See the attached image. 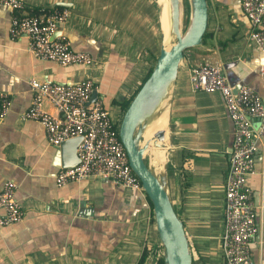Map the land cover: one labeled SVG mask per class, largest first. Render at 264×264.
Returning a JSON list of instances; mask_svg holds the SVG:
<instances>
[{"label": "crops", "instance_id": "0c3cea01", "mask_svg": "<svg viewBox=\"0 0 264 264\" xmlns=\"http://www.w3.org/2000/svg\"><path fill=\"white\" fill-rule=\"evenodd\" d=\"M57 2L70 4L61 30L73 50L93 57L91 67L62 66L32 55L26 36H10L13 12L0 5V92L11 97L10 110L0 122V191L13 180L23 209L21 221L0 227V264H139L144 255V264H156L161 243L153 208L143 194L102 177L58 186L56 174L63 169L59 146L48 141L39 121L21 116L31 106L32 78L69 83L89 76L97 81L98 98L119 118L122 103L131 101L160 51V0H23L15 13H42ZM208 11L207 37L186 52L180 64L167 107L165 145L155 150L162 154L156 156L157 173H167L168 192L192 248V264H224L220 237L234 124L219 92L192 86L190 69L214 62L235 89L251 86L264 101V53L250 37L252 25L241 1L208 0ZM43 108L61 116L49 100ZM252 123L258 126L256 119ZM146 160L151 166V151ZM253 169L248 184L258 232L251 249L256 263L264 264L261 139ZM83 200L90 211L81 212Z\"/></svg>", "mask_w": 264, "mask_h": 264}, {"label": "built area", "instance_id": "2783aa9c", "mask_svg": "<svg viewBox=\"0 0 264 264\" xmlns=\"http://www.w3.org/2000/svg\"><path fill=\"white\" fill-rule=\"evenodd\" d=\"M243 11L251 22V39L264 53V0H240ZM13 12L9 34L14 38L26 36L27 49L35 57L62 66L94 64L86 52L75 51L68 35L61 30L69 19L70 10L52 8L31 14L15 13L23 0H0ZM264 75V64L260 68ZM192 86L207 92H219L234 124V141L229 157L224 197L223 230L220 237L224 264H257L251 249L258 232L257 212L248 177L254 173L253 161L257 140H264V101L251 86L239 89L231 84L218 64L205 61L190 69ZM33 97L22 119L39 121L46 130L48 141L59 146L67 139L82 136L78 146L80 162L63 168L56 174L58 186L90 177L110 179L131 190L146 194L141 179L132 170L126 149L119 137V120L114 117L101 99L90 101L98 88L97 81L89 76L76 82L59 83L32 78ZM49 100L61 116H54L43 108ZM11 107V97L0 92V122ZM252 119L258 121L254 127ZM16 183L7 180L0 191V227L22 220V205L15 196ZM154 217V216H153ZM155 219V218H154Z\"/></svg>", "mask_w": 264, "mask_h": 264}, {"label": "water", "instance_id": "95a60500", "mask_svg": "<svg viewBox=\"0 0 264 264\" xmlns=\"http://www.w3.org/2000/svg\"><path fill=\"white\" fill-rule=\"evenodd\" d=\"M171 1L172 32L175 40L169 50L162 42L159 55L149 77L137 91L119 122V137L126 149L130 166L141 179L152 207L165 264H192L193 252L183 221L178 216L168 192L167 173H157L146 160L151 145H165V129L160 128L151 138L144 136L147 119L155 111L168 90L173 88L180 64L189 50L204 43L208 27V0H187L189 19L185 30L181 27L182 2ZM55 6L69 7L67 2ZM162 29V28H161ZM98 98V90L92 92L90 101ZM82 136L72 137L59 145L63 168H71L80 162L78 146ZM233 145V144H232ZM232 150V148H231ZM90 211L86 201L81 202V212Z\"/></svg>", "mask_w": 264, "mask_h": 264}, {"label": "bare ground", "instance_id": "6f19581e", "mask_svg": "<svg viewBox=\"0 0 264 264\" xmlns=\"http://www.w3.org/2000/svg\"><path fill=\"white\" fill-rule=\"evenodd\" d=\"M171 1L172 0H160L161 5V28L163 31V43L166 50H169L172 46L173 41L175 40L176 36L175 33L172 32V20H171ZM171 88L168 90L166 95L162 98L160 103L158 104L157 108L154 112L147 119V126L144 130V136L146 138H151L154 135V132L160 128H165L167 123V107L170 99ZM161 150L160 147L151 145L148 149V152L151 151V166L153 169L158 172L160 168L157 164V157L162 154L160 152L155 154V150ZM157 156V157H156ZM164 160L162 161L161 165L163 164Z\"/></svg>", "mask_w": 264, "mask_h": 264}, {"label": "trees", "instance_id": "16d2710c", "mask_svg": "<svg viewBox=\"0 0 264 264\" xmlns=\"http://www.w3.org/2000/svg\"><path fill=\"white\" fill-rule=\"evenodd\" d=\"M185 1H186V3H187V0H185ZM56 8H61V9H62V8H64V7H63V6H56ZM38 13H39V11H35L34 14H38ZM206 37H207V33H206V35H205V38H206ZM205 38H204V40H205ZM158 55H159V54L153 56V59H152V63H153V64H151V65L149 66L147 72L145 73V75H144V77H143V79H142V82L139 84V86H138L137 90L135 91L133 97L135 96V94L137 93V91L140 89V87L142 86V84L145 82V80H146V79L149 77V75L151 74V72H152V70H153L154 62H156V59H157ZM132 99H133V98H132ZM132 99H131V100H132ZM130 102H131V101L128 100L127 102L122 103V115L118 116L119 118H117V120H119V121L121 120V118H122V116H123L125 110L127 109L128 105L130 104ZM148 199H149V198H148ZM149 202L151 203L150 199H149ZM151 206H152V203H151ZM152 208H153V207H152ZM153 214H154V213H153ZM145 259H146V255L143 256V258H142V260H141V262H140L139 264H144ZM156 264H165L164 259H163V256L160 257V259L158 260V262H157Z\"/></svg>", "mask_w": 264, "mask_h": 264}, {"label": "rangeland", "instance_id": "374dc122", "mask_svg": "<svg viewBox=\"0 0 264 264\" xmlns=\"http://www.w3.org/2000/svg\"><path fill=\"white\" fill-rule=\"evenodd\" d=\"M182 2L183 3H182V15H181V17H182L181 18V27H182V30L184 31L186 26H187L188 19H189V7H188V1H187V3L185 0H183ZM154 64H155V62H154ZM151 157H152V154H151ZM153 221H155L154 217H153ZM161 255H162V247H161Z\"/></svg>", "mask_w": 264, "mask_h": 264}]
</instances>
